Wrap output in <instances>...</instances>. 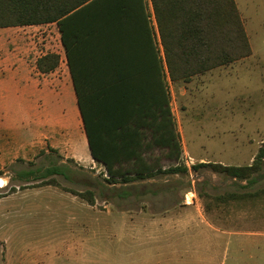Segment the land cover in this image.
I'll use <instances>...</instances> for the list:
<instances>
[{
  "label": "rangeland",
  "instance_id": "1",
  "mask_svg": "<svg viewBox=\"0 0 264 264\" xmlns=\"http://www.w3.org/2000/svg\"><path fill=\"white\" fill-rule=\"evenodd\" d=\"M235 2L250 56L189 81L172 82L165 70L188 176L134 182L125 198L120 185L104 182L102 165L78 156L87 157L85 145L80 154L58 137L50 148L21 109L24 63L47 52L64 57L57 26L0 29V264H264V195L227 204L206 196L256 192L264 188V167L252 186L191 169L251 165L264 143V0ZM155 38L163 59L156 28ZM163 153L154 151L152 159L167 169L174 163ZM67 159L72 171L68 179L55 177L58 187L16 177ZM66 190L93 191L94 205Z\"/></svg>",
  "mask_w": 264,
  "mask_h": 264
},
{
  "label": "trees",
  "instance_id": "2",
  "mask_svg": "<svg viewBox=\"0 0 264 264\" xmlns=\"http://www.w3.org/2000/svg\"><path fill=\"white\" fill-rule=\"evenodd\" d=\"M49 24L58 28L89 153L104 168V182L120 185L119 197L125 198L134 182L188 176L189 169L180 164L165 70L172 82L189 81L250 56L235 0H0V29ZM59 62V55L48 53L37 59L36 68L48 74ZM154 151L174 164L163 169L159 157L152 159ZM59 161L21 170L16 177L58 187L55 177L68 179L74 163ZM263 167L264 143L251 165L207 163L191 169L252 186ZM66 191L94 205L93 191ZM260 195L264 188L206 196L227 204Z\"/></svg>",
  "mask_w": 264,
  "mask_h": 264
},
{
  "label": "crops",
  "instance_id": "3",
  "mask_svg": "<svg viewBox=\"0 0 264 264\" xmlns=\"http://www.w3.org/2000/svg\"><path fill=\"white\" fill-rule=\"evenodd\" d=\"M41 26L43 25L22 28ZM48 53L53 52L39 55L31 66L24 63V70L21 73V83L23 84L21 88V109L24 111V114L32 116L30 118L33 121V127L37 136L45 138L50 148H55L53 145L58 142L56 138L61 137V139L63 138L69 144L78 146L80 151H78V153L80 154L83 152L82 145H85L87 148H85L88 154L87 157L82 154H78V156H84V159H87L88 156H90L87 138L78 110L65 51L64 57L60 59V65L54 71L48 74H42L36 68V61L38 58ZM46 99H48V101H46ZM53 107L54 110L51 111ZM59 112H62V114L59 115ZM42 129L46 130L45 132H48L49 135L45 134ZM52 253L53 248L51 249V254ZM56 253L57 251L55 250L53 254ZM17 254H19V257H29L27 253L20 252Z\"/></svg>",
  "mask_w": 264,
  "mask_h": 264
},
{
  "label": "built area",
  "instance_id": "4",
  "mask_svg": "<svg viewBox=\"0 0 264 264\" xmlns=\"http://www.w3.org/2000/svg\"><path fill=\"white\" fill-rule=\"evenodd\" d=\"M181 159H182V157H181ZM185 164L188 165L189 162H188V161H185ZM189 195H190L191 197H189ZM193 197H194V195H193L191 192L188 193L187 195H185V201H186V204H192V202H193Z\"/></svg>",
  "mask_w": 264,
  "mask_h": 264
},
{
  "label": "bare ground",
  "instance_id": "5",
  "mask_svg": "<svg viewBox=\"0 0 264 264\" xmlns=\"http://www.w3.org/2000/svg\"><path fill=\"white\" fill-rule=\"evenodd\" d=\"M0 187H4V183L2 181H0Z\"/></svg>",
  "mask_w": 264,
  "mask_h": 264
}]
</instances>
